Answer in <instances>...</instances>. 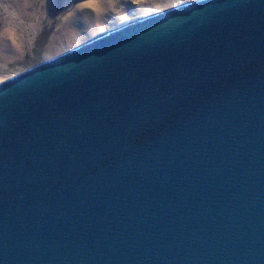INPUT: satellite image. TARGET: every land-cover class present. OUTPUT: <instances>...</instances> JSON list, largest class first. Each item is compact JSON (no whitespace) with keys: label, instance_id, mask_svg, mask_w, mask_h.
I'll return each mask as SVG.
<instances>
[{"label":"water","instance_id":"water-1","mask_svg":"<svg viewBox=\"0 0 264 264\" xmlns=\"http://www.w3.org/2000/svg\"><path fill=\"white\" fill-rule=\"evenodd\" d=\"M0 264H264V0L140 17L0 84Z\"/></svg>","mask_w":264,"mask_h":264},{"label":"rangeland","instance_id":"rangeland-1","mask_svg":"<svg viewBox=\"0 0 264 264\" xmlns=\"http://www.w3.org/2000/svg\"><path fill=\"white\" fill-rule=\"evenodd\" d=\"M200 0H0V84L140 17Z\"/></svg>","mask_w":264,"mask_h":264},{"label":"bare ground","instance_id":"bare-ground-1","mask_svg":"<svg viewBox=\"0 0 264 264\" xmlns=\"http://www.w3.org/2000/svg\"><path fill=\"white\" fill-rule=\"evenodd\" d=\"M102 34V33H101Z\"/></svg>","mask_w":264,"mask_h":264}]
</instances>
